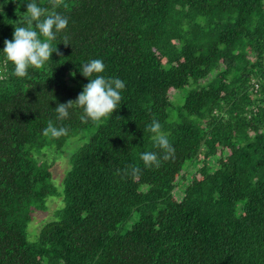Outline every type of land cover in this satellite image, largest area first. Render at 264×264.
<instances>
[{
    "label": "trees",
    "instance_id": "trees-1",
    "mask_svg": "<svg viewBox=\"0 0 264 264\" xmlns=\"http://www.w3.org/2000/svg\"><path fill=\"white\" fill-rule=\"evenodd\" d=\"M35 2L69 22L58 53L23 78L0 55V264H264V0ZM0 4L2 50L27 0ZM91 59L125 82L120 106L84 122L73 105L57 120ZM154 119L174 149L167 160ZM49 121L68 134L45 136ZM71 143L56 183L40 158ZM149 151L159 167L140 160Z\"/></svg>",
    "mask_w": 264,
    "mask_h": 264
},
{
    "label": "clouds",
    "instance_id": "clouds-1",
    "mask_svg": "<svg viewBox=\"0 0 264 264\" xmlns=\"http://www.w3.org/2000/svg\"><path fill=\"white\" fill-rule=\"evenodd\" d=\"M56 6L53 0V7ZM23 14L26 15L14 27L12 39L5 40L4 47L0 50V55L3 56L5 64L11 63L12 74L19 78L28 75L29 68L39 69L43 67L46 62L50 61L53 52L58 53L57 44L53 46L52 41L56 40L58 33L67 28L69 22L68 17L55 10L48 11L39 6L35 0H27V8ZM78 71L89 82L83 86L75 101L56 105L54 108L56 119H67L69 109L73 105L82 109L80 118L84 122L99 121L113 114V111L118 109L121 104V91L125 88V82L120 78L102 75L105 71V65L101 59H91L86 63L79 64ZM70 74L74 77L76 73ZM147 129L153 134L156 145L165 153L163 159L167 160L174 149L167 136L162 132L160 122L154 119L147 125ZM43 134L52 138H59L67 135L68 129L65 127L58 128L52 121H49L47 127L43 129ZM140 160L145 167L160 166V159L156 152H143L140 154ZM132 172L137 173L139 169L133 168Z\"/></svg>",
    "mask_w": 264,
    "mask_h": 264
},
{
    "label": "rangeland",
    "instance_id": "rangeland-1",
    "mask_svg": "<svg viewBox=\"0 0 264 264\" xmlns=\"http://www.w3.org/2000/svg\"><path fill=\"white\" fill-rule=\"evenodd\" d=\"M185 93H186V90H182L181 93L171 92L169 96L171 97L172 101L175 104H177V102L179 101L178 98L181 97V94H182L181 101L183 102ZM76 145L77 143L69 144L68 146H66L65 150L60 154L55 152L53 148H49L45 150V154L40 158V160H47L49 164L51 165V171L53 173V177L55 178L56 183L60 181L64 171L68 167L70 153L71 151H73ZM189 169L191 170L192 167H190ZM59 204H60L59 200H55V199L49 200L47 212H43V213L37 212L33 215V219L35 218L34 220L32 219L33 221H31L33 226L30 229V225H31L30 223L27 229L29 241H35L37 239L38 229L41 227V225H43L44 223L52 219L53 209L56 208ZM131 224H132V221L124 223L122 226L119 227L118 231L121 233L125 232L130 227Z\"/></svg>",
    "mask_w": 264,
    "mask_h": 264
}]
</instances>
